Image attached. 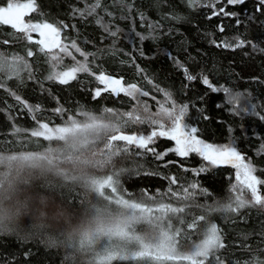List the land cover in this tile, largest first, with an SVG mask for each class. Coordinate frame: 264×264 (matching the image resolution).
I'll return each instance as SVG.
<instances>
[{
  "label": "trees",
  "instance_id": "16d2710c",
  "mask_svg": "<svg viewBox=\"0 0 264 264\" xmlns=\"http://www.w3.org/2000/svg\"><path fill=\"white\" fill-rule=\"evenodd\" d=\"M7 2L12 0H0V7ZM16 2H33L36 11L25 18L26 22H46L56 27L61 43L76 50L72 47L75 42L80 49L79 63L85 62L81 52L87 55L90 71L77 74L67 84L52 81L48 78L52 70L47 58L50 53L39 52L21 32L0 26V54L10 59L21 57L27 65L20 66L18 74L0 73V154L32 152L51 145L31 136L41 123L55 128L85 113L112 115L106 109L123 118L127 113L142 117L146 109L147 118L159 120L156 115L162 108L178 111L186 106L183 123L197 128L199 139L221 148L233 144L244 162L251 161L256 168L254 176L264 181V7L257 11L258 0L236 5L227 0H199L195 7H189L187 0H100L96 8V0ZM209 3L213 7H208ZM221 8L235 15H213ZM113 32L116 35H111ZM240 41L243 46L235 47ZM225 42L233 47H225ZM101 73L122 78L125 86L136 84L140 92L135 97L108 93L95 97L93 91L99 87L96 77ZM188 75L195 79L189 80ZM204 77L212 87L203 83ZM57 108L62 111L57 112ZM162 116L164 125L170 126L171 120ZM154 129V124L134 121L123 128L138 135H148ZM172 145L169 139L154 138L149 147L161 154L168 152L162 159L142 150L122 152L113 160L115 166L101 170L98 178L120 173L117 195L126 200L147 206L160 201L185 207V213L176 215L184 223L174 220V227L181 233L177 242L182 253L203 239L202 231L186 226L193 217L203 214L222 231L225 247L215 255L223 264L264 259V207L250 204L239 213L212 210L230 197L248 200L247 194L240 192L244 184H236L234 168L212 166L195 153L181 158L168 151ZM201 166L208 170L195 174ZM171 177L177 179L176 184L169 183ZM193 183L199 187L191 189ZM170 187L177 196L169 193ZM185 188L195 195L184 199ZM59 191L76 206L83 199L79 188ZM260 191L264 196V190ZM91 259L90 254L59 240L0 234V264H89ZM212 264H216L215 259Z\"/></svg>",
  "mask_w": 264,
  "mask_h": 264
},
{
  "label": "snow or ice",
  "instance_id": "6c2138e0",
  "mask_svg": "<svg viewBox=\"0 0 264 264\" xmlns=\"http://www.w3.org/2000/svg\"><path fill=\"white\" fill-rule=\"evenodd\" d=\"M245 0H227L228 4L236 5L243 4ZM189 7H195L199 0H187ZM100 6V0H96V4L93 8ZM208 7H213V4L209 3ZM264 7V0H258L257 11H260ZM36 11V6L33 2H7L6 6L0 7V26H10L11 29L19 32H39L41 36H46L48 33H54L59 35V31L50 23H33L26 22L25 17H28L31 13ZM235 15L234 13H227L223 8L219 12H214L213 15ZM83 15V13H82ZM211 18V17H209ZM239 23V21H238ZM66 27V26H65ZM220 31H223V27H220ZM111 35H116L115 32ZM30 39V37H29ZM39 43L45 44V47H52L58 44V41H53L51 45L46 44L44 40ZM225 47H233V45L224 43ZM243 46V41H240L235 47ZM72 47L76 51L80 49L73 42ZM61 51H67L66 48H61ZM28 55L31 56L32 52L29 51ZM81 55L85 57L84 63H79L77 66L72 67L68 71L59 73H50L49 79L58 80L61 84H67L69 80L76 79V73L89 72L90 69L87 64V55L81 52ZM15 61H22L21 57H15ZM11 66L8 62L0 56V72L6 71ZM27 68V65H24ZM18 74L19 69H13ZM187 71V70H185ZM97 80L105 87L103 89H96L95 97H100L102 91H107L119 95L124 93L126 96L135 97L140 89L136 84L124 85L123 79H116L111 76L101 73L96 77ZM189 80L195 79V77L188 75ZM151 83V81H149ZM203 83L209 87H212L207 77L203 78ZM217 89L213 88V91ZM227 91V90H225ZM147 95V92L141 93ZM170 98L171 94L166 93ZM17 101L20 98L17 96ZM231 102V101H230ZM24 107H31L24 104ZM174 108V106H173ZM57 112H61V108L56 109ZM107 113L112 115L105 117L89 116L87 113L86 122H78L73 118H69L68 123L65 126H58L55 128L49 127L48 123H41L39 129L33 130L31 136L41 137L45 140L62 139L65 136H79L84 139L90 137L105 136L108 139L107 149L109 152V158L112 156H118L121 152H127L128 148L121 149L119 146L114 147L113 142H126L127 145H135L137 148L144 149L145 153L153 152L157 159H162L163 154L155 152L154 148H150L149 145L154 143L156 137H167L175 141V148L168 151L174 152L181 158L188 157L191 153H195L202 157L203 160L208 161L212 166H218L222 164H231L232 167L237 169V180L240 181L241 173L243 174V181L248 189L251 191V201L244 199L242 196L230 197L229 201L224 204L218 205L213 211L222 213H239L240 209L248 207L250 204L259 205L264 207V196L259 194L257 185L264 183V181L258 180L253 173L256 168L252 165L251 161L244 162V158L237 151L233 144H229L224 147H216L212 144H208L199 139L196 135L198 129L195 127L189 128L183 123L184 116L186 115V106H181L178 111H169L162 108V113L171 120L169 128L165 129L164 125L158 120L152 119L149 122L157 125L160 130L152 131L148 135H126L122 134V129L128 122L143 123L144 119L140 116H133L132 113H127L128 120H124L123 115L119 113H113L112 109H106ZM146 111V109H145ZM264 119V117H262ZM208 168L201 166L195 170V174L199 175L202 172L207 171ZM189 171V169H185ZM120 173H114L113 175H106L104 178L93 180V190L99 194L104 200L110 204L114 203L126 209H131L130 215L119 221L114 228L109 229V235L107 243H100L98 247H90L89 254L92 259L89 264H113L114 261H143L144 264H165L167 261H174L176 259L188 261L189 264H212V260H216V264H223L215 253L225 247L222 241V231L217 224L212 223L206 215H199L193 217L191 222L186 226L190 229H198L203 232V239L200 243L190 246L188 252L181 253L179 251L180 245L177 242V237L181 235L180 231L174 227V220L176 223L183 224L184 219L177 217V213H185V207H173L171 204H164L160 201H155L156 206H147L144 203L132 202L126 200L121 196L113 198L110 195H106L105 190L110 189L111 193H117L119 185ZM170 184H176L177 179L171 177L169 179ZM191 189H197L199 186L197 183H193L189 186ZM235 187V186H234ZM234 190V189H233ZM184 193V199H190L195 195L194 192H190L188 188L182 190ZM204 194H207L206 190L201 189ZM169 193L172 196L178 194L170 187ZM152 199V198H150ZM147 224L150 229V233L147 236H142L137 232V225ZM115 237V239H113ZM91 245V241H89ZM84 244L82 243L80 248L84 251ZM247 264H264V259L253 258L247 261Z\"/></svg>",
  "mask_w": 264,
  "mask_h": 264
},
{
  "label": "clouds",
  "instance_id": "9594fccd",
  "mask_svg": "<svg viewBox=\"0 0 264 264\" xmlns=\"http://www.w3.org/2000/svg\"><path fill=\"white\" fill-rule=\"evenodd\" d=\"M93 139L68 135L54 146L0 154V234L55 239L79 251L83 243L88 254L108 238L131 209L110 204L93 190L99 172L115 166L93 147ZM77 188L83 192L78 206L60 195V189Z\"/></svg>",
  "mask_w": 264,
  "mask_h": 264
},
{
  "label": "rangeland",
  "instance_id": "374dc122",
  "mask_svg": "<svg viewBox=\"0 0 264 264\" xmlns=\"http://www.w3.org/2000/svg\"><path fill=\"white\" fill-rule=\"evenodd\" d=\"M24 3H27V2H24ZM13 31H16V30H13ZM21 33H22L23 39L26 42H28V43L35 44L37 46V48L39 49V52H41V53H43V52L44 53H50V54H47L48 55L47 58H48L49 63L51 64V67H52L51 73H59V72H63V71H68L72 67L77 66V64H79L78 60L80 61V59H79L80 54L76 50H74L72 48H69L65 44L61 43V41L59 39V35H56L54 33H48L46 36H41L39 32H21ZM29 37H30V39H29ZM41 40H44L45 43L46 44H49V45H51L53 43V41H58V44L55 46L54 49L48 50V47H45V44L39 43ZM61 48H66L67 51L66 52L65 51H61ZM0 56H2L8 62V64L11 66L8 70L3 71L2 73H12L14 71L13 69L20 68V66L21 67H24V65H23V63L21 61H15L14 62V59L6 58V57H4L1 54H0ZM80 73H84V72H78V73H76V75L77 74H80ZM50 80H52V79H50ZM52 81H55V82H58L59 83L58 80H52ZM96 82H97V84L99 86L98 87L99 89H103L105 87L103 84H101L97 80V78H96ZM95 91L96 90L93 91V95L94 96H95ZM101 93H108V94H110L112 96L116 95L114 93L107 92V91H102ZM120 94L125 95L124 93H120ZM241 102H242L241 99L238 100L239 105L241 104ZM162 115H163V113H159V114L156 115V117L159 118V120H161V121H159V120L158 121L161 124L164 125V120H163V116ZM148 116L149 115L147 113V110L146 111L143 110L142 118L145 121L143 123H150L149 121L151 119L150 118H147ZM151 118L153 119V117H151ZM75 120L78 121V122H86L87 121V116L86 115H80ZM124 120H128V117H125ZM155 120H157V119H155ZM68 121L63 126H65L68 123ZM164 128L167 129V128H169V126H166V124H165L164 125ZM154 130L155 131H159L160 128L156 125V129H154ZM122 134H126V135H138V134L126 133V132H124L123 129H122ZM39 138L44 139L43 136H41ZM162 138L169 139L167 137H162ZM169 140H171V139H169ZM46 141H47L48 144L50 143L53 146L55 145V142H56L55 140H52V141L46 140ZM171 141H172V144H173L171 149H173V148H175V141H173V140H171ZM113 143H114V147L115 146H119L121 149H123L124 147H127L128 148V151L127 152H124V153H133L135 151H141V150L142 151H145L144 149L137 148V146H135V145H127L126 142H113ZM107 144H108V139L105 136L94 137V139H93V147L99 152V154L102 157H109V152L111 150L107 149ZM176 156H178V155H176ZM116 157H118V156H112L111 159L114 160ZM206 162H207V164H209L208 161H206ZM223 165H228V166H231L232 167L231 164H223ZM234 170H235V179H236V182H237L236 184L237 185L238 184L239 185L240 184H244V183L241 182L244 179L243 174L241 173L240 181H238L237 180V171L238 170L235 169V168H234ZM257 187H258L259 194H260V192H261L260 189L262 188V191L264 190V183H261V184L257 185ZM241 189H242V191H240V192L246 193L247 196H248V200L251 201L252 196H251L250 189H248L245 184H244V186L242 185V188ZM105 193H106V195H110L113 198L119 196V195H117V193H111L110 189H106L105 190ZM155 206L156 205H151V207H155ZM175 215H177V214H175ZM137 232H138V234H140L142 236H146V234L150 233V229L147 226V224H140V225H137ZM102 243H107V239L104 240V241H102ZM187 252H188V250L186 252H184V253L186 254ZM177 262H181L183 264H189L188 261H184V260H180V259H176L174 261H167V262H165V264H175Z\"/></svg>",
  "mask_w": 264,
  "mask_h": 264
},
{
  "label": "water",
  "instance_id": "95a60500",
  "mask_svg": "<svg viewBox=\"0 0 264 264\" xmlns=\"http://www.w3.org/2000/svg\"><path fill=\"white\" fill-rule=\"evenodd\" d=\"M54 48H55V46L48 47V50H52V49H54Z\"/></svg>",
  "mask_w": 264,
  "mask_h": 264
}]
</instances>
